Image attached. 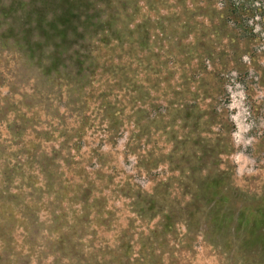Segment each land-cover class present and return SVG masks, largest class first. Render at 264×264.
I'll return each mask as SVG.
<instances>
[{"label": "trees", "instance_id": "trees-1", "mask_svg": "<svg viewBox=\"0 0 264 264\" xmlns=\"http://www.w3.org/2000/svg\"><path fill=\"white\" fill-rule=\"evenodd\" d=\"M206 1L211 5V0ZM8 3L0 0V264H30L32 247L26 249L30 253L25 255L24 246L36 245L40 240H45L48 247L41 242L39 246L54 251L59 260L56 264L63 261L65 264H189L184 262L188 258L178 255L177 251L166 252V235L178 220L173 211L162 232L156 231L159 233L156 235L149 231L153 236L141 241L137 256H134L130 235H122L118 245H101L96 231L89 229L93 222L101 220L99 212L91 215L90 209L99 195L94 193L95 179L89 180V174L98 175L102 166L95 161L98 168L91 171L81 168L87 153L82 151V141L86 129L92 125L86 118L82 100L95 90L98 76L107 75L109 79L100 95L109 125L104 132L107 130L114 137L119 135L123 126L109 98L112 91H125L132 86L137 47L145 53L150 50L149 30L153 27L150 23L147 28L150 20H145L137 29L131 28L135 10H129L127 0H11ZM177 3L186 5L185 0ZM190 5L195 11L186 7L187 14L194 13L188 17L189 21L203 10L192 2ZM226 16L231 19L232 12ZM175 19L179 20V16ZM167 21L161 16L160 27L172 40L179 26L166 27ZM189 21L182 28H189ZM177 47L182 49L178 51L180 54L188 50L187 63L193 58L196 61L202 58L200 66L204 70L207 61L216 55L205 44L183 46L179 41ZM199 48L204 49L202 54L197 53ZM150 58L158 64L157 67L145 65L148 77L154 76L152 82L157 84L154 88H158L159 82L167 85L173 75H162L163 62L158 51L153 50L147 60ZM193 73H196L195 79L190 77L194 81L200 78L201 70L193 69ZM71 99H74L72 103ZM172 101L173 98L169 100L170 106ZM131 139L128 137L124 144L126 154L131 150ZM197 140L189 138L188 141L200 146L206 157L198 158L188 148L180 160L190 171L186 176L192 181L188 187H195L191 201L197 206L204 204L188 212V220L196 232L192 239L199 235L198 239L213 246L227 251L235 249L241 264H264V199L253 203L231 187L225 173L219 179L201 177L199 170L207 162H214L219 147L200 145ZM93 151L97 152L98 159L105 158L99 151ZM91 155L92 151L89 159L93 158ZM110 169L100 177L113 185L116 176L114 167ZM219 180L223 183L221 190ZM121 181L115 184L113 192L130 198L131 206L145 217L153 218L161 212L159 203L171 196L168 190L148 194L135 184L124 185ZM73 186L77 187L75 195ZM65 197L66 203L70 201L76 206L71 216L65 210ZM104 208L100 206L101 213ZM105 214L102 225L107 226L112 212ZM6 236L7 240L3 241L2 237Z\"/></svg>", "mask_w": 264, "mask_h": 264}, {"label": "rangeland", "instance_id": "rangeland-1", "mask_svg": "<svg viewBox=\"0 0 264 264\" xmlns=\"http://www.w3.org/2000/svg\"><path fill=\"white\" fill-rule=\"evenodd\" d=\"M185 2L186 5H179L177 0H127L129 10H135L130 27L137 29L145 20H150L147 28L150 23L154 28L149 30L151 43L148 53L137 47V60L132 66L137 72L132 73V86L127 91H112L109 98L123 126L119 135L114 137L107 130L104 132L109 125L104 100L100 95L105 89L104 83L109 79L107 75L98 76V81L94 83L95 90L86 94L82 100L84 104H79L85 106L86 118L92 124L89 123L82 141V151L87 153L82 158L81 168L91 171L102 166L98 175L89 174V180L95 179L94 193L99 195L90 209L91 215L97 211L101 217L89 229L96 231L97 241L101 245H118L122 235H130L134 242L133 253L137 256L141 241L153 236V233L149 235V231H154L156 235L159 234L156 231L162 232L166 222L171 220H166L169 213L173 211L178 220L172 232L166 235V252L169 249L177 251L175 253L178 255L188 258L184 262L189 264H241L235 249L227 251L213 246L198 239L201 237L199 235L192 239L196 232L190 225L188 212L204 204L197 206L191 201L195 187H188V182H192L186 178L190 171L181 165L180 160L189 149L198 158L206 157L200 146H194L188 141L189 138H198L200 145L216 144L219 147L216 149V159L212 163L207 162L199 170V175L219 179L225 173L231 187L238 189L253 203L264 199V0H211V5L206 0ZM191 2L203 10L195 13L189 21L188 17L194 14L191 12L194 10ZM186 7L191 10L189 14ZM230 11L233 17L228 19L226 14ZM177 15L179 20L176 21ZM161 16L168 19L166 27L179 26L172 40L160 27ZM186 21L190 22L189 28H182ZM134 39L137 40V37L134 36ZM179 41L183 46L205 44V47L216 51V55L207 61L204 70L200 66L202 58L186 62L188 50L186 54H180L178 51L182 49L177 47ZM153 50L158 51L163 62L162 75H173L167 85L159 82L156 89L157 84L152 82L154 76L148 77L149 74L145 72L147 63L158 66L154 59L147 60ZM198 50L196 52L199 54L204 51ZM190 52L189 55L192 54ZM193 69L201 70L200 78L195 81L190 77L196 75ZM171 98L172 106L169 105ZM72 100L69 102L72 103ZM197 115L204 116L200 118ZM128 137H132L131 150L126 154L124 144ZM93 150L99 151L105 158L98 159L97 152ZM91 151L93 158L89 159ZM95 161H99V166ZM149 162L153 164L148 165ZM111 167H114L115 184L122 179L124 185L135 184L148 194L155 190H168L171 196L166 202L159 203L161 212L155 208L159 213L154 214L153 218L145 217L131 206L130 198L113 192L115 184L100 177L108 174ZM222 185L219 180L220 190ZM72 189L75 195L77 187L73 186ZM99 205L105 207L103 213ZM75 208L70 201L65 204L69 216ZM106 211H111L112 216L110 224L104 226L102 219ZM12 234L16 237V233ZM7 238L2 237L3 241ZM44 241H37L36 245L25 244V255L33 251L30 264H56L59 261L53 255L54 251L45 250L44 246H48ZM39 242L44 246H39ZM28 247H32V250L27 252Z\"/></svg>", "mask_w": 264, "mask_h": 264}]
</instances>
